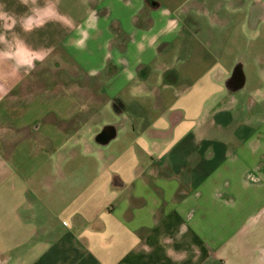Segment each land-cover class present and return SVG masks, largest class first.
Here are the masks:
<instances>
[{
  "label": "crops",
  "instance_id": "obj_1",
  "mask_svg": "<svg viewBox=\"0 0 264 264\" xmlns=\"http://www.w3.org/2000/svg\"><path fill=\"white\" fill-rule=\"evenodd\" d=\"M65 1L0 0V264H264V135L203 146L245 77L196 0Z\"/></svg>",
  "mask_w": 264,
  "mask_h": 264
},
{
  "label": "rangeland",
  "instance_id": "obj_2",
  "mask_svg": "<svg viewBox=\"0 0 264 264\" xmlns=\"http://www.w3.org/2000/svg\"><path fill=\"white\" fill-rule=\"evenodd\" d=\"M165 1L171 3L172 8L170 7V9L177 10L176 5L184 0ZM202 2L203 0L194 1L196 7L193 6L190 13V16L195 20L197 19L202 27L201 30L197 26L196 30L192 26L194 46L197 41H201L200 38H204V34L208 35V31L215 39L214 46H218L219 50L222 51L219 54V60L231 67L241 63L245 77L244 87L226 99L223 104L224 109L218 110L215 118L220 121V125L217 127L209 126L208 134L203 140V146H239L256 134L258 140L263 139L264 19L254 17L251 10L255 3L264 8V0H230L229 8L223 0H208V5L212 3L208 8L210 14L198 10V8L200 10L204 8ZM243 2L244 4H242ZM72 3L73 0H66L63 9H72ZM215 3H220L221 6L216 24L214 21L212 22ZM234 4L236 7L233 9ZM206 17L208 19L205 20ZM54 25L56 26L55 23ZM61 27H64L63 24ZM74 27H77L76 23H65V28L73 29ZM63 42L64 40L61 43ZM55 45L57 48L58 45ZM61 46L63 47L62 44ZM244 77L240 78V83ZM147 79L151 80L153 77Z\"/></svg>",
  "mask_w": 264,
  "mask_h": 264
},
{
  "label": "flooded vegetation",
  "instance_id": "obj_3",
  "mask_svg": "<svg viewBox=\"0 0 264 264\" xmlns=\"http://www.w3.org/2000/svg\"><path fill=\"white\" fill-rule=\"evenodd\" d=\"M229 1L230 0H223L224 3L227 4V8H229ZM235 1V0H234ZM244 4V2L242 3ZM242 7V5H241ZM252 14L254 17H260V19H264V8L260 7V5H258L257 3L254 4V6L252 7ZM263 14V15H262ZM244 75L243 71H242V64L238 63L235 65L234 69H233V75H232V79H234V81H239L240 82V78H242Z\"/></svg>",
  "mask_w": 264,
  "mask_h": 264
}]
</instances>
